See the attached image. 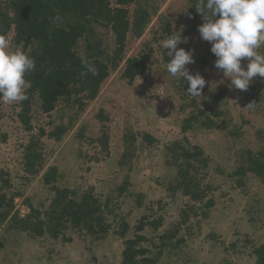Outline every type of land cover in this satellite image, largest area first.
<instances>
[{
	"label": "rangeland",
	"instance_id": "374dc122",
	"mask_svg": "<svg viewBox=\"0 0 264 264\" xmlns=\"http://www.w3.org/2000/svg\"><path fill=\"white\" fill-rule=\"evenodd\" d=\"M148 1L157 10L151 24L141 38L129 36L124 62L111 72L85 111L69 109L60 102L54 112L44 114L36 100L31 112L33 131L28 132L19 120L20 103L0 102V179L10 180L7 194L14 198L16 213L25 217L32 209L42 214L49 210L55 193L44 184L43 176L56 167V186L78 194L92 192L105 209L111 231L103 239H94L68 230L54 240L48 236L32 238L27 232L12 229L8 222L0 230V264H121L124 242L135 236V227L143 218L162 219L158 230L147 227L142 232L146 237L142 246L157 264H256L254 249L264 244V181L247 174L239 188L240 178L233 174L248 151H264V78L255 77L247 91L230 89V80L214 67L211 44L200 38L198 26L204 21L193 16L188 0ZM111 4L114 7L115 0ZM134 9L130 7L131 14ZM165 27L171 33L183 28L186 43L178 47L195 50V63L187 67L206 80L199 98L187 93L188 84L183 79L167 72L169 57L160 43L167 36ZM102 33L112 49V33ZM13 38L12 32L8 37L10 52L17 49ZM143 50L150 52L152 69L129 84L122 77L125 62ZM258 51L264 54V46ZM247 62L242 61L245 68ZM253 92L258 97L254 98ZM215 95L222 97L218 104L212 102ZM195 101L200 109L209 113L219 108L223 115L217 128L207 130L198 124L184 135L183 121ZM100 113L104 124L98 119ZM60 125L68 128L61 141L42 138L40 175L28 174L25 147L32 136L43 129L48 134ZM103 133L108 139L107 152L99 141ZM145 134L155 142H144ZM129 139L133 158L121 166ZM185 139L202 148L211 160L203 176L207 198L202 203L168 190L176 174L167 165V149ZM124 183L128 190L121 194L119 188ZM210 199L215 206L207 210L204 203ZM187 212L190 220L183 225ZM123 220L130 227L125 239L116 234ZM172 234L175 238L161 248L162 237Z\"/></svg>",
	"mask_w": 264,
	"mask_h": 264
},
{
	"label": "trees",
	"instance_id": "16d2710c",
	"mask_svg": "<svg viewBox=\"0 0 264 264\" xmlns=\"http://www.w3.org/2000/svg\"><path fill=\"white\" fill-rule=\"evenodd\" d=\"M190 9L196 19L203 21L202 15L195 8L198 0H188ZM135 6L133 14L130 7ZM157 13L148 0H6L0 3V35L8 40L14 33V45L34 59L36 67L26 74L31 87L26 88L27 99L20 102L19 120L26 131H33L31 112L36 100L44 114L54 112L60 102L69 109L83 112L88 104L98 97L101 86L109 78L111 72L118 70L125 60V51L129 36L141 38L151 24L152 17ZM59 17V19H57ZM103 31L113 35L114 47L109 49L104 41ZM171 35L168 27L163 29ZM86 64L97 69V74L87 73ZM152 69L150 52L143 50L137 57L126 60L123 79L132 84L137 78L148 74ZM86 73V74H85ZM252 96L258 97L253 92ZM221 95H215L212 102H221ZM190 115L183 121L182 133L186 135L198 124L207 130L219 126L223 112L217 108L209 113L200 109L197 102L191 105ZM98 119L104 124L102 113ZM222 121V120H221ZM227 128L226 121H222ZM68 132L64 125L57 126L54 131L32 136L25 147V169L30 175H40L43 169L42 138L48 137L61 141ZM144 142L153 144L155 139L145 134ZM103 151L107 152L108 139L105 133L99 140ZM127 142V141H126ZM126 151L120 161L121 166L133 158L134 149L129 139ZM211 160L205 157L202 148L185 142H175L167 149V165L175 170V177L169 183L168 190L173 194H182L193 203H202L207 198V190L203 187L205 172ZM58 170L52 167L43 176L44 184L52 188L55 197L48 211L44 214L32 209L25 217L15 211L14 198L8 197L11 188L9 179H0V230L10 223L12 229L27 232L32 238L48 236L57 240L66 231L83 232L94 239H103L111 231L105 209L98 198L92 193H77L70 189L56 186ZM253 174L264 181V151L253 153L248 151L233 176L240 178L237 186H244L243 178ZM127 183L119 188L121 194L126 192ZM140 204V203H139ZM213 200H207L204 208L214 207ZM192 214L197 216L195 207ZM205 218L208 216L207 211ZM44 216V217H43ZM189 212L183 216V225L190 220ZM162 219L147 221L143 218L135 227V236L124 242L121 264H157V259L148 257L149 250L142 245L146 237L142 232L150 227L158 230ZM130 227L124 220L116 233L125 239ZM176 234L162 237L161 248ZM183 240H178L181 243ZM2 245H0V248ZM256 264H264V244L255 247Z\"/></svg>",
	"mask_w": 264,
	"mask_h": 264
},
{
	"label": "clouds",
	"instance_id": "9594fccd",
	"mask_svg": "<svg viewBox=\"0 0 264 264\" xmlns=\"http://www.w3.org/2000/svg\"><path fill=\"white\" fill-rule=\"evenodd\" d=\"M195 8L204 21L198 26L200 38L211 44L216 57L214 67L230 80V89L247 91L255 77L264 78V54L258 51L264 46V0H198ZM182 34L183 28L160 41L169 57L166 69L172 77L188 84L191 97L199 98L206 80L187 67L195 63V50L178 47L186 43ZM8 48V40L0 35V102L15 104L28 98L25 89L31 84L25 77L36 64L23 50L10 52ZM244 60L248 61L246 68ZM85 67L87 73L97 74L93 65Z\"/></svg>",
	"mask_w": 264,
	"mask_h": 264
}]
</instances>
